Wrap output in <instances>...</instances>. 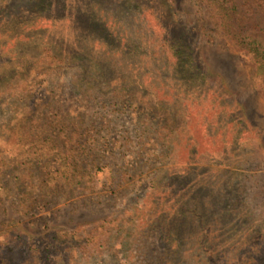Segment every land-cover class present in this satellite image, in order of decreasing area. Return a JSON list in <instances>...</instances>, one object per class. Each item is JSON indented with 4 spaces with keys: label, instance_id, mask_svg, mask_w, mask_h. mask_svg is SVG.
<instances>
[{
    "label": "trees",
    "instance_id": "1",
    "mask_svg": "<svg viewBox=\"0 0 264 264\" xmlns=\"http://www.w3.org/2000/svg\"><path fill=\"white\" fill-rule=\"evenodd\" d=\"M249 1L264 13V0ZM201 2L212 11L224 37L250 59L254 85L264 97V46L255 36L260 24L244 22L233 0ZM28 16L35 19L30 21ZM1 17L6 20L0 23V59L5 51L10 50V55L28 42L45 46L40 59L48 69L59 70L75 62L73 69L78 70L73 87L88 103L102 104L104 109L126 104L133 89L147 92L148 100L136 107L150 113L141 132L142 151L152 142H162L169 153L163 159L171 157L181 139L163 125L164 117L172 107L187 119L193 105L188 101L190 95L210 102L218 123L234 129L231 143L220 151L227 160V177L241 166L243 136L251 129L240 105L231 100L223 78L200 59L196 40L180 21L174 0H0ZM53 51L60 53L54 55ZM23 59L36 60L31 55ZM42 76L47 74H39ZM7 79L8 74L0 72V113L12 114L9 124L0 127V207L15 198L17 213L32 215L41 206L54 204L47 198L57 194L61 183L67 189L65 196L93 194L106 172L111 173L101 166L100 152L95 149L99 132L94 122L89 123L84 114L72 120L52 118V99L31 108L29 98L36 84H7ZM152 116L162 120L152 125ZM155 134L156 139L152 138ZM198 156L193 145L191 157L197 165L172 176L182 189L157 198L150 212L132 216V228L125 231L126 240L116 248L131 249L143 239L154 240L146 264H264V223L253 219L243 203L239 209L227 203L230 184L222 192V208L206 203L203 193L209 184L202 180ZM119 173L118 187L130 171ZM7 212L4 208L0 213ZM115 223L111 219L82 224L72 232L51 230L41 237V247L11 225L0 236V251L14 245L4 254L14 253L15 261L24 264H38L46 253L55 255L60 261L57 264H77L76 258L102 254L116 229L121 230ZM231 234L234 237L229 241ZM0 264L9 261L0 260Z\"/></svg>",
    "mask_w": 264,
    "mask_h": 264
},
{
    "label": "rangeland",
    "instance_id": "2",
    "mask_svg": "<svg viewBox=\"0 0 264 264\" xmlns=\"http://www.w3.org/2000/svg\"><path fill=\"white\" fill-rule=\"evenodd\" d=\"M174 1L180 21L196 40L200 59L208 65L214 75L223 78L231 92V100L240 105L244 120L251 129L249 134L243 136L245 148L240 157L241 166L234 168V175L227 177V160L225 161L220 151L224 145L231 143L234 129L218 123L211 112L210 102L204 101L203 98L194 99L189 95L188 101L193 105L187 119L178 109L168 108L163 125H168L181 140L177 141L178 146L173 154L170 153L171 157L164 160L162 155L167 156L169 153L164 149L162 142L156 145L152 142L142 151L144 141L141 140V132L150 113L141 112L136 107H141L142 101L148 100L147 92L141 89L139 92L137 89L129 91L125 106L122 104L104 109L102 104H90L73 87L72 78L77 75L78 70L73 69L76 63L71 61L59 70L48 69L49 66L40 59L45 46L34 41L28 42L18 45L10 55V50L5 51L8 56L3 55L2 59L7 58L4 63L0 59V72L8 74L6 83H35L36 88L29 98L30 107L37 105L41 100L52 99L53 104L49 110L52 118L62 120L63 117H68L67 119L72 120L78 114L87 116L88 122H94L99 132L96 134V131L91 129V135L96 134L98 139L95 149L100 152L101 166L108 167L109 170L106 171L111 173L106 172L93 194L80 195L75 192L65 196L67 189L63 188L61 183L57 194L47 198L48 202L52 201L54 204L41 206L40 211L33 212L32 215L18 214V209H15L16 199H9L4 207L8 208L9 212L0 213V236L13 225L41 247L44 243L41 242V237L51 230L72 232L82 224L112 219L121 230L116 229L113 239L101 255L94 254L85 259L76 258L77 264H127V261L130 264H146L150 255L148 250L154 240L143 239L139 246L136 244L131 249H117L116 246L126 240L125 231L132 228L129 223L132 216H137L142 211L150 212L157 198L182 189L179 181L174 180L172 176L183 175L188 167L197 165L191 157L193 145L199 150L196 163L203 168L202 180L209 184L203 193L206 203L220 209L224 198L227 197V203L236 205L238 209L239 203H243L253 219L264 223V97L254 85L253 66L250 59L224 37L212 11L201 0ZM233 1L238 6L244 22L260 24L255 36L264 46V32L260 31L264 29V13L261 9L253 7L249 0ZM34 19L29 17L28 20ZM5 20L6 18L1 17L0 23ZM53 52L54 55L60 53ZM26 55L34 56L36 60L28 62L23 59ZM39 74L47 76L39 77ZM172 87L176 88L177 83L174 82ZM11 116L9 112L0 113V127L9 124ZM151 120L152 125H156L162 119L152 116ZM152 138L156 139L158 136L155 134ZM120 171L130 173L126 181L118 187ZM229 184L231 192L228 193L232 196L223 197L222 192L229 189ZM4 208L0 207V212ZM4 223L7 226L3 225ZM233 237L231 234L228 240L231 241ZM142 243H145L144 246ZM25 244L27 249L28 242ZM11 247L14 249V245H6L0 251V260L6 259L9 264H24L23 261H15L14 253L4 254ZM54 263L60 261L55 255L46 253L38 264Z\"/></svg>",
    "mask_w": 264,
    "mask_h": 264
}]
</instances>
